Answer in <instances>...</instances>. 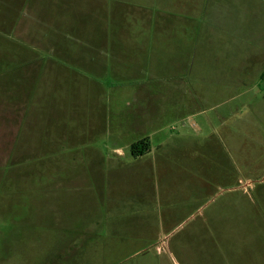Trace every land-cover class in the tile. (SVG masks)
I'll use <instances>...</instances> for the list:
<instances>
[{"label": "rangeland", "instance_id": "rangeland-1", "mask_svg": "<svg viewBox=\"0 0 264 264\" xmlns=\"http://www.w3.org/2000/svg\"><path fill=\"white\" fill-rule=\"evenodd\" d=\"M157 1L21 7L0 69V264H264L241 257L264 240V0H206L218 50L198 54L186 107L170 50L130 49ZM92 43L105 49L95 71L79 64ZM145 138L151 153L133 157Z\"/></svg>", "mask_w": 264, "mask_h": 264}, {"label": "crops", "instance_id": "crops-1", "mask_svg": "<svg viewBox=\"0 0 264 264\" xmlns=\"http://www.w3.org/2000/svg\"><path fill=\"white\" fill-rule=\"evenodd\" d=\"M29 0H0V69H2V66L4 64V52H5V43L4 40H9L14 35H19L20 33V13L21 7L24 6L25 2ZM31 1V0H30ZM70 1V0H68ZM79 2L84 0H78ZM93 6L92 12L94 13L96 9H99L100 3H96L95 0H88ZM121 1V0H120ZM255 1L252 2V4ZM73 2H71L72 5ZM150 5L147 3L143 5L144 9L146 10H152L154 8L155 13H158L156 17H154L152 14L147 17H143L140 19L141 22V31L138 32L137 37H141L144 43V46L139 47L141 50H137L136 48H130L132 52L134 53H147L150 50H155L157 54H167V51L170 50V52L174 55L173 62H172V70L178 79V82L176 84L178 90H176L175 99L177 100L178 104H184L186 107L191 103V101H194L195 99V91L193 88H196L198 86V81L201 83L204 79V75H201L198 80V65H201V59H198V54H204L205 48H207V51L213 52L218 49H214L213 45L218 43L212 36L210 37L207 32L203 31L204 26L206 24L207 16V8L210 6L207 4L206 0L195 1V0H176L173 3V7H169V5H164L161 3L160 0L157 1V4L154 5V2H149ZM169 4V3H168ZM62 6H68L67 3H62ZM250 5V4H249ZM167 6V8H166ZM254 6V5H252ZM69 7H63L60 10V15H56L53 18H51L53 24L62 23L68 21V14ZM54 13L50 14L51 17ZM58 14V13H57ZM150 14V13H149ZM63 15H67L63 18ZM148 15V14H147ZM223 15V9L220 14V19ZM219 21V18H218ZM208 26V25H207ZM133 35V36H134ZM35 38V37H34ZM29 40H34L32 43L37 42V39H33L32 36L29 35ZM36 40V41H35ZM42 41V39H40ZM43 41H46V43H49V39L46 38ZM50 53L52 55H61L64 56L68 53L67 50L64 51L63 48L55 47L52 43V46L50 45ZM167 50V51H166ZM105 49H100V47H95L94 43L90 45L89 47H86L85 50H80L79 52H84L88 58H84V60L81 61L79 64L83 67H87L92 71L97 70V67L99 66V57L100 55L104 54ZM83 53V54H84ZM115 53V52H114ZM16 54L19 55V53H15V50L13 48V54L12 59L15 60ZM119 62V61H118ZM207 65L203 66L206 67ZM202 68V67H201ZM52 69L49 66V63L45 66V72L49 74V72ZM206 70V69H205ZM264 72V69L262 73ZM261 73V75H262ZM206 74V73H205ZM238 80V79H237ZM205 83L206 86H210L212 82H210V78L205 75ZM234 82V81H233ZM199 83V84H200ZM229 87V82H222L221 85H224ZM2 88V86H0ZM1 94V90H0ZM1 101V100H0ZM31 101V100H30ZM29 103V102H28ZM4 104V103H3ZM3 104L0 102V114L4 111ZM31 105V104H30ZM20 107V106H19ZM28 107V106H27ZM16 108V107H15ZM22 108V107H21ZM24 109V108H23ZM191 109V108H190ZM190 109L185 111L184 113L186 115H182L179 117V121L183 122V125L185 126V121L187 119L192 118L193 116L190 115ZM28 110H30V107H28ZM31 115V114H30ZM48 113L45 114V121L49 120ZM14 123L15 120L19 117H21V114L19 113L17 115V112L15 114H12ZM48 122H46L47 124ZM116 130H117V124ZM91 129V128H90ZM94 131H90L89 133H93ZM146 139V138H145ZM152 148V147H151ZM121 149H114V155H121ZM152 150H150L151 153ZM95 164H91L93 166ZM163 181H166V176L161 177ZM107 183H110V178H106ZM264 230V228H262ZM253 249H250V252L247 250H242V256L245 257L246 254L255 255V257H251L253 259H256V262H262L264 263V240H261ZM241 246L243 248L250 247L253 245L248 244L246 241H241ZM239 247V245H238ZM255 248V249H254ZM247 260H244L241 262V264H246Z\"/></svg>", "mask_w": 264, "mask_h": 264}, {"label": "trees", "instance_id": "trees-1", "mask_svg": "<svg viewBox=\"0 0 264 264\" xmlns=\"http://www.w3.org/2000/svg\"><path fill=\"white\" fill-rule=\"evenodd\" d=\"M261 79L264 80V72L261 75ZM151 144L148 139L140 140L131 147V154L135 158L144 157L150 153Z\"/></svg>", "mask_w": 264, "mask_h": 264}]
</instances>
